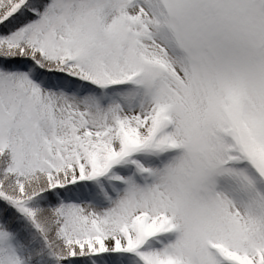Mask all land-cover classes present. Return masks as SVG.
I'll use <instances>...</instances> for the list:
<instances>
[{"label": "snow or ice", "instance_id": "obj_1", "mask_svg": "<svg viewBox=\"0 0 264 264\" xmlns=\"http://www.w3.org/2000/svg\"><path fill=\"white\" fill-rule=\"evenodd\" d=\"M0 264H264V0H0Z\"/></svg>", "mask_w": 264, "mask_h": 264}]
</instances>
